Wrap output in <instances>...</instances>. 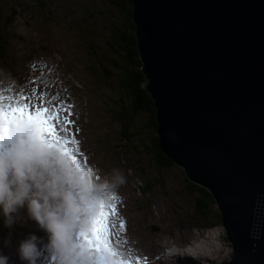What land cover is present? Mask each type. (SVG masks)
Masks as SVG:
<instances>
[{
	"label": "rangeland",
	"instance_id": "374dc122",
	"mask_svg": "<svg viewBox=\"0 0 264 264\" xmlns=\"http://www.w3.org/2000/svg\"><path fill=\"white\" fill-rule=\"evenodd\" d=\"M129 1L132 4L133 0H0V89L8 98H4L5 104H23V97H33L31 102L36 105L40 102L36 97L43 92L45 106L54 113L71 105L73 123L67 138L74 136L78 141L65 144L51 137L44 139L41 143L53 151L43 147L50 151L49 156L43 155L39 145L26 166L31 167V159L35 160L62 185L78 190L79 177L71 179L75 172L89 188L119 171L125 182L107 192L101 206L109 213L114 211L109 219L124 221L132 238L130 245L129 235L120 231L124 244L120 247L113 236V247L106 250L109 256L126 259L130 254L140 257L142 264H170L175 259L172 256H179L183 264L185 259L194 262L188 264H224L231 260L233 249L218 208L210 203L206 215L194 211L196 201L189 194L188 183L192 181L182 166H164L152 159L149 140L156 133L155 117L150 124L147 111L130 107L128 82L137 78V69L133 70L141 62ZM141 71L139 78L147 82ZM57 114L63 117L67 112ZM33 133L29 150L30 145L39 144L38 130ZM67 148L80 171L71 162L61 165L55 158ZM27 155L24 151L25 159ZM0 158L4 161V155ZM50 160H55L56 166L50 165ZM61 162L65 164L63 159ZM86 208L88 214V205ZM76 211L75 216L83 214V209ZM18 215L20 219L11 228L3 222L0 254L9 257V264H26L19 258V244L35 234L41 241L39 264H52L47 232L28 216L26 207ZM0 220L4 221L2 210ZM189 255L201 257L191 260L186 258Z\"/></svg>",
	"mask_w": 264,
	"mask_h": 264
},
{
	"label": "water",
	"instance_id": "95a60500",
	"mask_svg": "<svg viewBox=\"0 0 264 264\" xmlns=\"http://www.w3.org/2000/svg\"><path fill=\"white\" fill-rule=\"evenodd\" d=\"M132 4L159 150L213 197L224 264H264V0Z\"/></svg>",
	"mask_w": 264,
	"mask_h": 264
},
{
	"label": "clouds",
	"instance_id": "9594fccd",
	"mask_svg": "<svg viewBox=\"0 0 264 264\" xmlns=\"http://www.w3.org/2000/svg\"><path fill=\"white\" fill-rule=\"evenodd\" d=\"M23 128L17 129L18 140L8 153L9 171L3 172V159H0V210L3 212L5 226L11 228L20 217L21 208L26 207L28 216L48 234L47 249L54 257L55 264H81L82 245L77 234L83 236L82 228L75 219L74 209L83 203L85 196L95 197L99 203L109 191L122 185L124 177L115 171L111 179L103 184L93 182L86 191L61 184V181L49 170L44 169L35 160L27 167L25 160L20 168L12 161L21 151L29 150L28 140ZM7 185V191L4 185ZM41 241L35 234H30L20 242L18 255L26 264H39L41 259ZM0 264H9V257L0 254Z\"/></svg>",
	"mask_w": 264,
	"mask_h": 264
},
{
	"label": "snow or ice",
	"instance_id": "6c2138e0",
	"mask_svg": "<svg viewBox=\"0 0 264 264\" xmlns=\"http://www.w3.org/2000/svg\"><path fill=\"white\" fill-rule=\"evenodd\" d=\"M43 95L44 93L40 92V95L36 97V99L40 101L36 105H33L31 102L33 97H23L25 101L23 104H17L15 107L9 106L7 109L0 108V121L6 122L7 125L15 126L16 130L23 128L25 124H33L38 130L39 136L45 140L51 137L57 142L63 141L65 144H77L78 141L75 140L74 136L71 140L67 138L68 134L71 132L69 125L73 123L70 119L72 115L70 111L71 105H68L67 108L57 109L54 113L50 108L45 106ZM59 112H67V115L61 117L57 114ZM60 133H64L65 135L61 136ZM24 136L26 140H29L30 133L25 131ZM114 214V211L109 213L101 208L98 217L93 222L94 239L85 236V239L88 240L94 251L103 252L104 250L112 249L111 238L115 236L116 233L111 231V225L113 222L109 217ZM124 228L125 223L123 220H120V231L122 232ZM82 235L84 236V233H82ZM117 243H119V240H117ZM144 260L146 261L147 258H144ZM101 264H142V262L140 257H132L129 254L127 259L121 258L119 260L113 259L111 261L105 260L101 257Z\"/></svg>",
	"mask_w": 264,
	"mask_h": 264
},
{
	"label": "trees",
	"instance_id": "16d2710c",
	"mask_svg": "<svg viewBox=\"0 0 264 264\" xmlns=\"http://www.w3.org/2000/svg\"><path fill=\"white\" fill-rule=\"evenodd\" d=\"M128 4L130 6H132V4H130V1L128 2ZM129 43L131 44V52L133 54H135L133 41H131L129 39ZM128 61H131V60L128 59ZM140 66H141V63L139 66L136 65V68L133 70V71H135L137 69V78H135L133 81H132V79L129 80V82H128L129 89L127 92V96L131 100L130 101V107L132 109L133 108L134 109H141V110H139L140 112H143L144 110L147 111L149 113V123L153 124L154 123L153 118L155 117L154 115H155L156 110L154 107L153 100L150 97L149 93L146 91L145 87H143L144 85L141 86L142 82H145V80H142L141 78H139L140 71H141ZM137 97H138V100L136 101ZM144 98H146V99H144ZM123 112H126V110L123 109ZM118 119H119V117H118ZM157 136L158 135H157V131H156L155 136L151 137L149 140V145H151L150 148L152 150V152H151L152 159H153V161H156L160 165H164V166L165 165H171L173 163V161L171 159H169L168 157H166L164 154H162L161 151L159 150V148L157 147L158 146ZM188 183H189L190 189H191L189 194H192L195 197V201H196V203L194 205V211L198 212V214L206 215L205 212H206V209L208 208V205L210 203H214V199H212L213 197L211 198L210 192L205 187H202L200 184L194 183V182H192V183L188 182ZM4 190L7 191V185L6 184L4 185ZM3 222L4 221L0 220V231H2ZM28 223L31 226H35V225H33V223L31 221ZM15 256H17V255H15Z\"/></svg>",
	"mask_w": 264,
	"mask_h": 264
},
{
	"label": "bare ground",
	"instance_id": "6f19581e",
	"mask_svg": "<svg viewBox=\"0 0 264 264\" xmlns=\"http://www.w3.org/2000/svg\"><path fill=\"white\" fill-rule=\"evenodd\" d=\"M138 50V49H137ZM141 62V66L143 65L142 61L140 60ZM146 89V88H145ZM0 91H2V93H0L1 95H3V98H1V101H0V108H4V104L6 103L7 100L5 99H8L3 93H4V90L0 89ZM146 91L149 93V91L146 89ZM150 95V93H149ZM150 97L152 98V100H154V98L150 95ZM5 98V99H4ZM155 107V105H154ZM155 110H156V107H155ZM37 133V132H36ZM34 134V133H33ZM158 135V134H157ZM11 140H13V138L11 137ZM40 140H43V138L40 137ZM47 141V140H46ZM17 142V141H16ZM43 142V141H41ZM44 143V142H43ZM15 144H13L12 142H10L8 139H6L5 137H0V157L9 153L10 150L12 149V147L14 146ZM40 150H38L40 153H43L44 155H47L49 156L48 154L50 153V151H47L45 149H43V147L45 148V144H42L40 143ZM39 145L37 147L34 148L33 151H35L36 149L39 148ZM36 152V151H35ZM38 152V153H39ZM1 159V158H0ZM50 165L52 166H56L55 164V160H50L48 161ZM51 167V166H50ZM54 168V167H53ZM71 169L74 170V167H72ZM77 169V168H76ZM71 172V171H70ZM78 177V174L75 172V175H73V177L71 176V179L73 178H76ZM81 182V181H80ZM87 209V208H86ZM75 218H78L79 221H81V223H83L84 219H85V210L83 209V214H76ZM83 233H84V236L81 238L79 234H77V240L78 242L82 245V249H81V252H80V256L82 257V259L84 260V264H101V257H103V259L105 260H108V261H111L113 259H116V260H119L121 259L119 256L117 257H113V256H109L106 254V250H104L103 252H96L92 249V246L89 244L88 240L85 239V236H88V233L86 232L85 229H82ZM94 239V238H93ZM229 240V239H228ZM230 242V240H229ZM231 243V242H230ZM113 251V250H112ZM121 255V254H120ZM157 255V254H156ZM137 256V255H136ZM170 256V255H169ZM185 256V255H184ZM195 256V255H194ZM171 257V256H170ZM174 257L175 259L170 262L171 263H177V264H183L179 261V256L178 257H175V256H172ZM201 256L198 255V257H195L196 259L197 258H200ZM186 258H189L191 260L195 259L194 257H192L191 255L189 256H186ZM50 258H48L49 260ZM127 259V258H126ZM157 259V258H156ZM163 260H166L168 258H166L165 256L162 257ZM170 259V258H169ZM183 259V258H182ZM53 262L52 264H55V261L54 259H51ZM186 261L184 262L185 264H188V262H192L188 259H185ZM200 260V259H199ZM157 261V260H156ZM195 261V260H194ZM201 261V260H200ZM197 262V261H196ZM194 263V262H192ZM156 264V263H154Z\"/></svg>",
	"mask_w": 264,
	"mask_h": 264
}]
</instances>
